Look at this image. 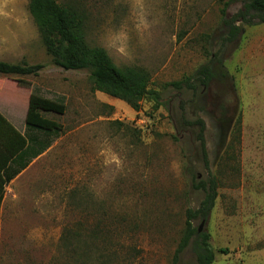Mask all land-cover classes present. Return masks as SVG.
Returning <instances> with one entry per match:
<instances>
[{
    "label": "rangeland",
    "instance_id": "rangeland-1",
    "mask_svg": "<svg viewBox=\"0 0 264 264\" xmlns=\"http://www.w3.org/2000/svg\"><path fill=\"white\" fill-rule=\"evenodd\" d=\"M29 2L0 0V61L45 69L0 75V113L24 132L36 89L43 99L63 101V110H40L63 132L6 187L0 264H77L80 251L89 252L87 264H173L186 211L205 196L195 185L209 176L198 127L190 125L198 119L206 123L219 196L209 220L194 225L204 223L202 233L211 234L215 264H264V24L247 27L226 57L237 90L231 114L241 119L232 154L193 92L169 87L217 52L219 42L210 45L207 35H220V0H57L83 11L88 43L105 49L116 66L150 72L162 105L144 100L138 111L96 91L87 71L53 66ZM179 264H196L190 249Z\"/></svg>",
    "mask_w": 264,
    "mask_h": 264
},
{
    "label": "trees",
    "instance_id": "trees-1",
    "mask_svg": "<svg viewBox=\"0 0 264 264\" xmlns=\"http://www.w3.org/2000/svg\"><path fill=\"white\" fill-rule=\"evenodd\" d=\"M220 2V35L218 39L216 34L207 35L210 45L216 43V40L219 42L217 52L212 54L207 64L201 66L193 76L172 82L169 87L178 93H183L185 89L193 92L199 109L207 111L206 106L207 112L215 117L221 129L222 141L226 142L229 138L227 152L234 154V143L240 144L241 119L238 113L231 114V103H235L233 94L237 95V90L235 78L226 68V57L240 47L247 27L264 24V0ZM240 2L241 8L231 14L232 7ZM29 12L40 31L53 66L64 71H87L96 91L124 101L135 111L140 109V103L144 100H151L157 108L161 107L162 97L159 92L150 88L152 77L148 70L138 66L118 67L105 49L88 43L87 18L78 7L72 4L61 5L57 0H30ZM44 69L42 64H12L0 61V75L6 77L38 76ZM220 86L224 88L226 99H222L225 100L224 104L220 105V114H216L218 101H222L218 94ZM34 95L37 97L30 102L24 132L14 127L0 113V214L6 187L24 172L33 160L43 155L52 146L54 139L59 138L63 132L62 125L40 113V110H63V101L43 99L36 89ZM190 125L198 127L197 140L209 176L195 185L205 196L198 209L186 211L185 228L173 264H179L188 249L192 251L196 264H215L217 254L211 243V234L199 233L194 223L198 220H209L219 196L218 183L209 168L205 140L206 123L203 119H198ZM94 234L91 237H98V232ZM220 252L225 254L228 251ZM74 256H77V264H87L90 260L88 251H80Z\"/></svg>",
    "mask_w": 264,
    "mask_h": 264
},
{
    "label": "water",
    "instance_id": "water-1",
    "mask_svg": "<svg viewBox=\"0 0 264 264\" xmlns=\"http://www.w3.org/2000/svg\"><path fill=\"white\" fill-rule=\"evenodd\" d=\"M203 224H204V223H203ZM203 224H202V226L199 228V233H202Z\"/></svg>",
    "mask_w": 264,
    "mask_h": 264
}]
</instances>
